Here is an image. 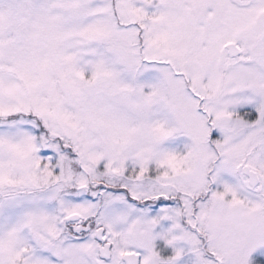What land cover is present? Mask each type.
<instances>
[{"label":"snow or ice","instance_id":"snow-or-ice-1","mask_svg":"<svg viewBox=\"0 0 264 264\" xmlns=\"http://www.w3.org/2000/svg\"><path fill=\"white\" fill-rule=\"evenodd\" d=\"M0 264H264V0H0Z\"/></svg>","mask_w":264,"mask_h":264}]
</instances>
